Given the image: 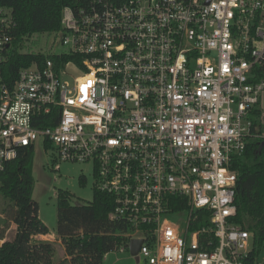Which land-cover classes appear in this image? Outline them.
Listing matches in <instances>:
<instances>
[{
	"label": "built area",
	"instance_id": "obj_1",
	"mask_svg": "<svg viewBox=\"0 0 264 264\" xmlns=\"http://www.w3.org/2000/svg\"><path fill=\"white\" fill-rule=\"evenodd\" d=\"M13 26L0 10V65ZM49 36L57 61L12 84L0 74V171L40 142L90 164L144 264H261L235 223L230 168L264 137L250 121L264 91V0H74Z\"/></svg>",
	"mask_w": 264,
	"mask_h": 264
},
{
	"label": "trees",
	"instance_id": "obj_2",
	"mask_svg": "<svg viewBox=\"0 0 264 264\" xmlns=\"http://www.w3.org/2000/svg\"><path fill=\"white\" fill-rule=\"evenodd\" d=\"M74 0H0V10L10 11L13 27L5 28L10 37L1 53L2 81L12 84L22 68L42 64L47 57H59L46 52L32 51L26 42L33 36L51 35L60 30L62 10ZM74 57L63 56L69 61ZM256 81L264 79V66H256ZM260 111L255 108L250 116L251 129L261 135ZM58 113L55 114V121ZM53 122L34 123L35 127L53 126ZM48 147V145H46ZM34 148H22L18 157L0 171V195L9 201L0 214V240L11 223L16 227L12 241L0 245V264H58L56 242L37 240L49 235V230L38 217V208L32 199V162ZM237 174L234 204L235 223L246 228L253 237L251 260L259 257L264 245V137L250 139L244 152L233 158L231 168ZM83 182V178H79ZM112 197L93 189L87 204L72 205L67 192H59L56 201V237L64 250L68 264H102L106 254L123 247L129 240L124 234L130 227L111 218ZM199 226V222L193 227Z\"/></svg>",
	"mask_w": 264,
	"mask_h": 264
},
{
	"label": "rangeland",
	"instance_id": "obj_3",
	"mask_svg": "<svg viewBox=\"0 0 264 264\" xmlns=\"http://www.w3.org/2000/svg\"><path fill=\"white\" fill-rule=\"evenodd\" d=\"M7 13L8 12H4ZM51 43V37L43 34L40 37L33 36L27 42V48L32 51L46 52ZM58 49L57 51H59ZM66 73L70 76H77L78 71L69 65ZM71 79V78H68ZM258 109L260 111V129L264 135V91L260 94ZM33 191L32 199L38 208V217L49 230L50 236H56V201L59 192H67L70 195L72 205L87 204L92 200L94 178L90 164H80L59 161L50 150L45 151L39 142L34 147V157L32 162ZM83 182H79V178ZM4 204L9 201L0 195V211ZM2 226V224H0ZM58 264H68L64 262V250L61 243L56 245ZM259 261L264 264V245L259 254ZM102 264H136L129 252L112 251L105 255ZM137 264H144L139 259Z\"/></svg>",
	"mask_w": 264,
	"mask_h": 264
},
{
	"label": "crops",
	"instance_id": "obj_4",
	"mask_svg": "<svg viewBox=\"0 0 264 264\" xmlns=\"http://www.w3.org/2000/svg\"><path fill=\"white\" fill-rule=\"evenodd\" d=\"M258 109V105L256 107ZM0 218H2L1 214H0ZM15 231H16V227L13 223L10 224L9 229L5 232V238L3 240H0V245L4 242V241H12L15 235ZM35 239L37 240H47V241H51V242H56V243H60V240L55 236L53 237L52 235H46V236H36Z\"/></svg>",
	"mask_w": 264,
	"mask_h": 264
},
{
	"label": "water",
	"instance_id": "obj_5",
	"mask_svg": "<svg viewBox=\"0 0 264 264\" xmlns=\"http://www.w3.org/2000/svg\"><path fill=\"white\" fill-rule=\"evenodd\" d=\"M209 3V0H206V4ZM142 245V240H131V242L128 245V252L130 256L134 259L135 263L137 264L139 262V258L137 256L140 246Z\"/></svg>",
	"mask_w": 264,
	"mask_h": 264
}]
</instances>
